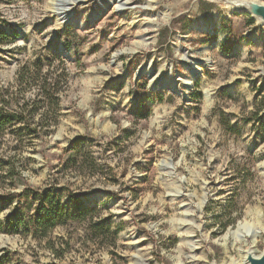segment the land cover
<instances>
[{
    "label": "rangeland",
    "instance_id": "374dc122",
    "mask_svg": "<svg viewBox=\"0 0 264 264\" xmlns=\"http://www.w3.org/2000/svg\"><path fill=\"white\" fill-rule=\"evenodd\" d=\"M0 30L12 39L0 45L1 87L26 63L61 58L67 74L46 144L15 157L0 142V222L30 218L48 191L72 213L97 209L93 221L117 234L96 239L89 220L45 239L0 232V264L264 253L263 24L220 0H0Z\"/></svg>",
    "mask_w": 264,
    "mask_h": 264
},
{
    "label": "trees",
    "instance_id": "16d2710c",
    "mask_svg": "<svg viewBox=\"0 0 264 264\" xmlns=\"http://www.w3.org/2000/svg\"><path fill=\"white\" fill-rule=\"evenodd\" d=\"M11 42L10 36L0 30V45ZM57 60L58 67L53 68L50 62L47 70L42 61L26 63L16 73L13 83L7 87L0 86V142L11 141L15 157L20 155L26 143L44 146L60 125V96L67 74L65 62L61 58ZM63 153L70 154L71 159L77 154L75 149ZM75 165L77 162H74ZM9 167L12 177L18 175L14 164ZM31 192L26 188L22 197L29 199ZM33 200L37 202L34 215L30 218L18 215L17 221H9L7 226L0 222V232L9 235L25 233L45 239L59 226L89 220L88 230L96 239H115L117 235L109 225L93 221L97 209L82 208L78 202L77 210L72 213L63 205L61 197L48 191L35 195Z\"/></svg>",
    "mask_w": 264,
    "mask_h": 264
},
{
    "label": "water",
    "instance_id": "95a60500",
    "mask_svg": "<svg viewBox=\"0 0 264 264\" xmlns=\"http://www.w3.org/2000/svg\"><path fill=\"white\" fill-rule=\"evenodd\" d=\"M224 2L233 12L238 14H249L253 19L264 25V5L250 0H220ZM240 1V2H239ZM237 2V3H236ZM232 4H235L232 6ZM244 264H264V253L257 257L248 251Z\"/></svg>",
    "mask_w": 264,
    "mask_h": 264
},
{
    "label": "bare ground",
    "instance_id": "6f19581e",
    "mask_svg": "<svg viewBox=\"0 0 264 264\" xmlns=\"http://www.w3.org/2000/svg\"><path fill=\"white\" fill-rule=\"evenodd\" d=\"M240 2V1H239ZM237 3V2H236ZM235 4H232V6H234ZM118 56V55H117ZM248 253V252H247ZM247 253H246V255H247Z\"/></svg>",
    "mask_w": 264,
    "mask_h": 264
}]
</instances>
